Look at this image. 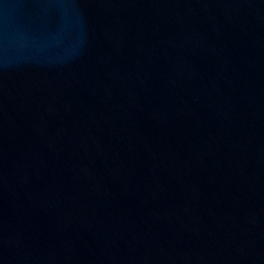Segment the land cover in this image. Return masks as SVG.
<instances>
[{
  "label": "water",
  "instance_id": "obj_1",
  "mask_svg": "<svg viewBox=\"0 0 264 264\" xmlns=\"http://www.w3.org/2000/svg\"><path fill=\"white\" fill-rule=\"evenodd\" d=\"M0 264H264V0H0Z\"/></svg>",
  "mask_w": 264,
  "mask_h": 264
}]
</instances>
